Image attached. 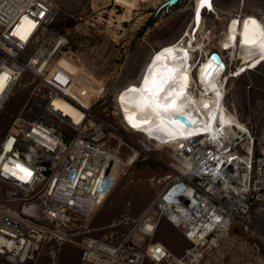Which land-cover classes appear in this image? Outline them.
I'll list each match as a JSON object with an SVG mask.
<instances>
[{
  "label": "built area",
  "instance_id": "obj_1",
  "mask_svg": "<svg viewBox=\"0 0 264 264\" xmlns=\"http://www.w3.org/2000/svg\"><path fill=\"white\" fill-rule=\"evenodd\" d=\"M56 13L48 0H0V77L9 74L0 100L25 72L37 81L43 98L37 117H15L0 140V182L9 187L3 195L8 206L0 205V257L21 264L45 241L65 240L66 230L95 212L125 168L168 149L170 173L156 180L160 189L133 221V245L125 248L141 258L135 245H144L154 264H198L235 220H245L252 192L264 189V154L255 156L254 139L235 127L221 132L216 143L189 137L173 146L124 122L141 140L132 141L122 155L119 144L110 142L117 129L89 106L87 86L55 59L66 44L63 34L50 30ZM22 16L33 24L25 40L12 34ZM55 101L69 104L78 118L63 114ZM54 120L65 128H55ZM10 160L15 167H6ZM162 219L188 240L183 254L176 256L153 240ZM125 259L136 263L132 255Z\"/></svg>",
  "mask_w": 264,
  "mask_h": 264
},
{
  "label": "rangeland",
  "instance_id": "obj_2",
  "mask_svg": "<svg viewBox=\"0 0 264 264\" xmlns=\"http://www.w3.org/2000/svg\"><path fill=\"white\" fill-rule=\"evenodd\" d=\"M48 1L57 12L50 30L66 39L55 59H61V64L75 71L87 86L91 92L87 97L89 106L117 129L110 142L119 144L122 155L141 136L127 129L116 102L118 93L139 83L155 51L183 38L195 25L200 8L201 25L194 40L205 47L194 52L195 63L217 52L234 68L231 53L220 47L229 22L256 16L264 26V0H209L204 5L201 0ZM36 85L31 74L22 73L5 96L0 105V140L15 117L35 118L41 113L43 98ZM223 98L227 109L249 129L255 156L264 154V61L251 71L228 76ZM52 123L57 129L65 128L56 120ZM169 153L168 149L158 151L154 157L136 160L125 168L95 212L66 230L68 238L45 241L21 264H80L89 240L111 247L132 246L133 221L154 200L160 189L156 180L170 173ZM8 188L0 182V205L8 206L3 197ZM249 201L245 220H235L219 246L198 264H264V189L252 192ZM153 240L176 256L189 246L180 230L165 219L160 221ZM135 246L143 255L139 264H154L144 255V245ZM98 257L108 264H126V259L111 260L103 253ZM0 264L14 263L0 257Z\"/></svg>",
  "mask_w": 264,
  "mask_h": 264
},
{
  "label": "bare ground",
  "instance_id": "obj_3",
  "mask_svg": "<svg viewBox=\"0 0 264 264\" xmlns=\"http://www.w3.org/2000/svg\"><path fill=\"white\" fill-rule=\"evenodd\" d=\"M200 13L201 8L195 25L181 40L154 52L138 84L127 86L117 95L116 102L126 124L167 145L180 144L189 137H196L200 142L210 138L212 143H216L221 132L226 134V131L234 127L244 134H250L249 129L227 109L223 97L228 76L234 77L246 70L251 71L264 61V26L256 16L233 18L229 22L220 47L231 53L233 62L238 55L250 56L241 66L230 67L220 53L219 65L209 59L210 54L206 60L195 63L194 52L205 47L204 43L194 40V33L201 25ZM32 27V22L22 16L12 34L25 40ZM8 75L5 71L2 73L0 88L4 83L3 78ZM160 85H163V91L157 94ZM4 99L0 100V105ZM54 103L63 114L78 118L77 111L69 104L61 101ZM177 112L182 113L181 119L173 120ZM6 167H15L13 160ZM104 200L105 198L101 199L98 206ZM90 249L93 251H89ZM85 251L80 264H108L99 259L98 253H105L111 260L117 261H123L125 255H132L133 262L139 264L140 257H134L138 253L124 246L111 247L89 240Z\"/></svg>",
  "mask_w": 264,
  "mask_h": 264
},
{
  "label": "water",
  "instance_id": "obj_4",
  "mask_svg": "<svg viewBox=\"0 0 264 264\" xmlns=\"http://www.w3.org/2000/svg\"><path fill=\"white\" fill-rule=\"evenodd\" d=\"M177 0H167L168 3L176 2ZM250 56L248 55H238L234 58V66L239 67L241 66L245 61L249 60ZM209 59L212 60L216 65H219L221 63V57L217 52H211L209 55ZM182 113L177 112L173 116V120H179L181 119Z\"/></svg>",
  "mask_w": 264,
  "mask_h": 264
},
{
  "label": "snow or ice",
  "instance_id": "obj_5",
  "mask_svg": "<svg viewBox=\"0 0 264 264\" xmlns=\"http://www.w3.org/2000/svg\"><path fill=\"white\" fill-rule=\"evenodd\" d=\"M209 3V0H201V4L204 5V4H208ZM253 23H255V21H253ZM170 51V50H169ZM133 91H135V89H132ZM163 91V85H160L158 88H157V94L159 92ZM173 103H175V101H173ZM159 107H168V106H164V105H158ZM170 106V105H169ZM24 171H27L26 169ZM30 174V173H29Z\"/></svg>",
  "mask_w": 264,
  "mask_h": 264
}]
</instances>
